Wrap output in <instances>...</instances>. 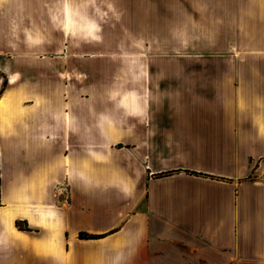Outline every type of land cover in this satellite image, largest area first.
<instances>
[{
    "label": "crops",
    "instance_id": "crops-1",
    "mask_svg": "<svg viewBox=\"0 0 264 264\" xmlns=\"http://www.w3.org/2000/svg\"><path fill=\"white\" fill-rule=\"evenodd\" d=\"M173 2L127 51L95 0H0V264H264V0Z\"/></svg>",
    "mask_w": 264,
    "mask_h": 264
},
{
    "label": "rangeland",
    "instance_id": "rangeland-1",
    "mask_svg": "<svg viewBox=\"0 0 264 264\" xmlns=\"http://www.w3.org/2000/svg\"><path fill=\"white\" fill-rule=\"evenodd\" d=\"M92 1V0H91ZM86 2V0H84ZM94 2V1H93ZM92 2V3H93ZM172 0H95V5L109 10L105 16L110 17L111 49L133 51L136 40L142 38L143 45L160 51L167 46V34L170 33L168 26V13ZM178 0H175V17H182V11H177ZM182 7V5L180 4ZM187 10V17L190 13ZM189 20V18H188ZM177 27V26H176ZM175 35L182 34L181 28ZM137 37V39H136ZM177 38V37H176ZM69 44L65 42V46ZM182 43L175 42V46ZM4 77L0 74V87L4 84Z\"/></svg>",
    "mask_w": 264,
    "mask_h": 264
},
{
    "label": "built area",
    "instance_id": "built-area-1",
    "mask_svg": "<svg viewBox=\"0 0 264 264\" xmlns=\"http://www.w3.org/2000/svg\"><path fill=\"white\" fill-rule=\"evenodd\" d=\"M55 198L60 204H68L69 202V186L66 181L59 182L54 187Z\"/></svg>",
    "mask_w": 264,
    "mask_h": 264
},
{
    "label": "trees",
    "instance_id": "trees-1",
    "mask_svg": "<svg viewBox=\"0 0 264 264\" xmlns=\"http://www.w3.org/2000/svg\"><path fill=\"white\" fill-rule=\"evenodd\" d=\"M168 173H171V172L160 173V174H158V176L166 175V174H168ZM16 226H17L18 228H20V229H27V228H21V227L17 224V222H16ZM79 237H84V238H94V237H96V236H94V235H88V234H84V233H79Z\"/></svg>",
    "mask_w": 264,
    "mask_h": 264
}]
</instances>
